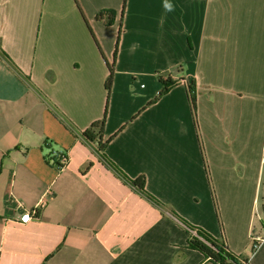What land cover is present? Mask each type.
<instances>
[{
    "label": "crops",
    "instance_id": "obj_1",
    "mask_svg": "<svg viewBox=\"0 0 264 264\" xmlns=\"http://www.w3.org/2000/svg\"><path fill=\"white\" fill-rule=\"evenodd\" d=\"M187 225L264 264V0H0V264H215Z\"/></svg>",
    "mask_w": 264,
    "mask_h": 264
},
{
    "label": "trees",
    "instance_id": "obj_2",
    "mask_svg": "<svg viewBox=\"0 0 264 264\" xmlns=\"http://www.w3.org/2000/svg\"><path fill=\"white\" fill-rule=\"evenodd\" d=\"M125 3V0H124ZM107 14V21L106 24L110 25L113 21V15L114 11H107V12H101L96 16V20H103V14ZM109 69V77L106 81V90L109 92L110 86H111V80H112V66L108 67ZM188 89V95L190 99V103L192 108L195 107V99H196V92L194 88L193 83L187 84ZM168 91V88L165 87L160 95L164 94ZM104 125H105V118H103L100 121L94 122L90 125L88 129H86L82 133V138L88 143V144H96L97 148L100 152L104 150L105 143L102 142L103 137V131H104ZM51 155V154H50ZM50 157V156H49ZM50 161H55L54 158L50 157ZM55 164V162H54ZM132 184L138 188L139 190H143L144 188V180L143 179H137L132 182ZM188 230H196V236H192L190 234L189 240H188V246L194 250H197L200 252L207 260L215 263V264H239L237 258L232 255L225 243L224 239L217 240L214 237L210 236L207 232L204 230L195 228L193 226L187 225Z\"/></svg>",
    "mask_w": 264,
    "mask_h": 264
},
{
    "label": "built area",
    "instance_id": "obj_3",
    "mask_svg": "<svg viewBox=\"0 0 264 264\" xmlns=\"http://www.w3.org/2000/svg\"><path fill=\"white\" fill-rule=\"evenodd\" d=\"M50 157L54 158V162L56 163V166L58 169H63L67 163H68V156L67 153L63 150H57V151H52ZM34 215L32 214H24L19 217V221L22 223H26L30 221ZM192 236H196V230H191L189 231ZM250 238L254 240L255 242H264V236L260 235H251ZM256 247V245H255Z\"/></svg>",
    "mask_w": 264,
    "mask_h": 264
}]
</instances>
